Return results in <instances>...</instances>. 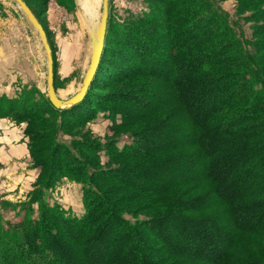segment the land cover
Masks as SVG:
<instances>
[{"label": "trees", "instance_id": "obj_1", "mask_svg": "<svg viewBox=\"0 0 264 264\" xmlns=\"http://www.w3.org/2000/svg\"><path fill=\"white\" fill-rule=\"evenodd\" d=\"M158 3L162 13L147 1L150 13L135 23L107 16L79 102L57 108L30 89L0 95V117L42 119L49 138L43 158L33 159L37 186L28 198L0 199V264H264V58L212 0ZM109 39L133 56L125 70L116 63V76L106 53L119 59L120 51ZM103 68L147 98L96 95ZM89 103L145 127L121 148L83 142L96 159L121 158L116 165L98 169L57 137L63 119L72 126L94 118ZM30 128L23 135L31 149ZM59 175L80 183L81 213L46 193ZM6 208L21 217H3Z\"/></svg>", "mask_w": 264, "mask_h": 264}, {"label": "rangeland", "instance_id": "obj_2", "mask_svg": "<svg viewBox=\"0 0 264 264\" xmlns=\"http://www.w3.org/2000/svg\"><path fill=\"white\" fill-rule=\"evenodd\" d=\"M30 6V9L41 23L48 43L51 48V53L54 60V89L56 94L61 98H67L73 94L81 84L84 69L86 67L89 55L90 43V28L84 17L81 14L79 0H24ZM92 2L93 0H86ZM147 1H150L154 9L159 13L164 11L165 6L158 3V0H109L108 1V16L113 22L125 23L134 22L140 15L150 13L147 6ZM213 6L222 9L225 12L228 22L234 25L237 31H240L245 40L250 41L253 49L259 58H264V2L259 3H244L240 0H212ZM94 13L98 18L101 11V0L94 1ZM135 23V22H134ZM150 26L147 28L149 29ZM156 30L157 28H152ZM111 35L112 31L110 32ZM0 42L4 46H8L12 51L18 52L29 64H33L41 73L39 83H31L29 86L18 87L12 95H5L6 97L17 96L24 90L34 91L35 98L39 99L40 94L47 97L46 94V61L42 46L36 36L35 31L29 25L21 9L13 0H0ZM108 45L117 48L120 51V58L114 55L113 50L109 49L106 57L109 61H114L111 70L116 72V76L120 73L121 69L116 63L125 70L127 68L128 60L133 59L131 52L123 49L119 43L109 39ZM70 47H78V55L74 54ZM251 49V45L248 46ZM76 49V48H73ZM72 51V52H70ZM127 55V58L123 57ZM17 55V54H16ZM64 57L65 64L61 72L58 69L61 65L60 57ZM32 68V65H29ZM102 69L101 78L98 82L103 81L95 89L94 93L102 98H111L117 93H122L123 96L133 101H138L139 97L147 98V95L142 92L138 86H133L128 82L122 80L116 81L117 77H108V71ZM66 76H62V75ZM38 82V81H37ZM38 84V85H37ZM42 89V91H41ZM136 93V95L134 94ZM60 94V95H59ZM64 96V97H63ZM43 97V98H44ZM99 99V97H93ZM43 100V99H40ZM87 107L96 111L92 120L86 121L80 125H68L63 119V124L58 131L57 137L64 141L69 146L79 150L83 156L90 160L94 167L106 168L108 166L116 165L120 162L121 158L108 159L107 155L102 153L99 159L94 158L87 150L83 142H112L117 148H121L123 144L132 141L133 133L141 132L145 129L142 123H124L120 119L119 114L110 116L107 111L96 110L98 107L91 105ZM45 114L42 117H46ZM51 115H49L50 117ZM41 117V118H42ZM9 118V117H8ZM59 119V117H58ZM57 119V120H58ZM60 117V121H61ZM13 121V120H12ZM22 125L23 130L30 128L32 130V144L31 149L27 145V149L21 156L17 164L22 165L17 167V171L25 172L24 179L18 178L21 190L16 189V182L13 186L9 184L8 174L11 176L7 169L11 167L3 166L0 164V199H7L13 203H19L28 198V192L37 186L36 183L30 182L32 174L38 172V168L32 165L33 159L43 158V152L48 147L49 138L46 136L47 126L46 122L42 119H37L35 122H21L17 123ZM129 124V125H128ZM47 137V138H46ZM25 138V137H24ZM26 140V138H25ZM37 148V153L32 154V150ZM16 167V166H15ZM25 167V168H24ZM16 169V168H15ZM26 170V171H25ZM22 176V173H20ZM18 177V176H17ZM26 178V179H25ZM11 179V178H10ZM9 179V180H10ZM16 181V180H15ZM25 181V184H24ZM12 182V181H9ZM46 193L48 196L58 202L62 207L70 212L79 214L83 211V197L81 193V185L65 175L56 176L54 182L47 187ZM119 195V194H117ZM24 197V198H23ZM19 199V201H18ZM132 212L138 211L131 210ZM144 212H137L135 215L141 216ZM3 217L11 220H16L21 215H14L12 209L6 208L2 210Z\"/></svg>", "mask_w": 264, "mask_h": 264}, {"label": "crops", "instance_id": "obj_3", "mask_svg": "<svg viewBox=\"0 0 264 264\" xmlns=\"http://www.w3.org/2000/svg\"><path fill=\"white\" fill-rule=\"evenodd\" d=\"M70 49L74 54L78 55V47H70L69 50ZM20 51L21 49L19 48L18 52ZM18 52L15 53V51H12L8 46H4L3 43L0 42V94L12 95L16 88L26 85L29 86L31 83H39L40 81L41 73H38L39 68L37 69L33 64H29L23 60ZM60 60L61 65L58 72L62 71L65 64L63 56L60 57ZM29 65H32V68H29ZM62 76L66 75L63 74ZM41 84L43 83L41 82ZM26 149L27 143L22 133V125L15 123L8 117H0V164L11 167L7 170L13 174L11 176L8 174V179H6V181L13 186L16 182V189L18 191L21 190L20 186L22 184H19V180L17 181V179L19 177L24 179L23 174L25 172L17 171V167L22 166L17 163ZM0 173L2 174L3 171ZM20 173H22V176H20ZM36 175L37 172L34 171L30 178V182L35 179Z\"/></svg>", "mask_w": 264, "mask_h": 264}, {"label": "water", "instance_id": "obj_4", "mask_svg": "<svg viewBox=\"0 0 264 264\" xmlns=\"http://www.w3.org/2000/svg\"><path fill=\"white\" fill-rule=\"evenodd\" d=\"M13 1L21 9L29 25L35 31L36 36L39 39V43L43 48L46 61V94L49 102L57 108L68 107L79 102L86 94L87 88L94 76L99 63V58L104 43L109 0H101V11L96 28L94 31H90V53L81 79V84L79 85L78 89L67 98L59 97L54 89L52 53L46 33L41 23L24 0Z\"/></svg>", "mask_w": 264, "mask_h": 264}, {"label": "bare ground", "instance_id": "obj_5", "mask_svg": "<svg viewBox=\"0 0 264 264\" xmlns=\"http://www.w3.org/2000/svg\"><path fill=\"white\" fill-rule=\"evenodd\" d=\"M94 1L92 2H87L86 0H79L80 4V9H81V14L84 17V20L87 22L89 28L91 29L90 31H94L97 25V17L95 16L94 13ZM99 19V18H98ZM90 36V32H89ZM90 46V43H89ZM89 53H90V48H89ZM89 57V55H88ZM88 61V59H87ZM87 65V63H86ZM84 73V72H83Z\"/></svg>", "mask_w": 264, "mask_h": 264}]
</instances>
